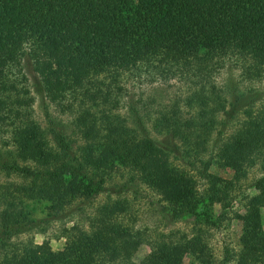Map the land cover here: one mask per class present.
<instances>
[{
	"label": "trees",
	"instance_id": "obj_1",
	"mask_svg": "<svg viewBox=\"0 0 264 264\" xmlns=\"http://www.w3.org/2000/svg\"><path fill=\"white\" fill-rule=\"evenodd\" d=\"M24 57L37 76V92L48 103L67 100L68 108L82 106L72 122L82 142L75 150L46 107L44 129L15 107L27 102L11 98L15 85L7 76ZM228 59L246 66L247 78H264V0H0V128L7 120L13 126L9 147L0 154V176L18 180L0 184V264H134L131 257L142 238L119 223V202L86 216L85 228H64L60 250L46 241L18 238L43 233L66 215L82 183L88 188L83 199L95 197L102 191V173L117 164L135 170L143 183L176 202L180 210H170L174 217L199 216L192 181L171 166L169 156L186 151L197 157L206 151L215 115L225 110L224 91L209 84L207 68ZM141 67L163 78L177 73L199 83L184 102L193 114L184 117L174 103L147 118L166 144L150 136L144 106L128 96L127 117L111 114L125 93L123 78H135ZM231 90L229 106L237 111L243 98ZM212 95L217 101L210 104ZM215 150L224 168H253L260 162L264 171V110L247 113ZM203 164L201 177L219 181L206 174L209 162ZM254 183L256 194L239 216L235 254L225 253L217 263L194 235L153 242L139 264H179L187 256L190 264H264V173ZM41 205L46 213L36 217Z\"/></svg>",
	"mask_w": 264,
	"mask_h": 264
},
{
	"label": "rangeland",
	"instance_id": "obj_2",
	"mask_svg": "<svg viewBox=\"0 0 264 264\" xmlns=\"http://www.w3.org/2000/svg\"><path fill=\"white\" fill-rule=\"evenodd\" d=\"M216 63L212 62L211 67L207 68L208 82L224 91L225 110L215 115V130L207 141L206 151L199 153L197 157L186 151V154L179 152L169 156L171 166L191 179L193 204L199 216L174 217L170 210L172 208L180 210L179 205L174 204L176 202L169 203L158 191L143 183L135 170L117 164L110 171L102 173V191L99 194L85 201L83 196H86L88 188L85 187V182L82 183L83 187L76 189L79 199L71 202L72 205L66 215L51 221L43 233L24 234L18 237L19 240L30 239L36 244L46 241L52 250H60L64 243L62 236L64 228L67 229L74 225L85 228L86 216H91L101 206L119 202L123 208L119 223L127 226L130 233H137L142 238L131 257L134 264H139L150 252V245L153 242H175L183 237L190 238L194 235L200 237L207 253L211 254L217 263L223 260L225 253L235 254L239 250V237L242 229L239 216L244 213L250 198L256 194L254 180L262 176L264 171L261 170L260 162L253 168H236L237 170L224 168L217 163L214 154L218 141L232 134L239 127L240 122L245 119L247 113L256 114L264 110V78H247L246 66L240 63L234 64L231 59L225 60L222 64L215 65ZM157 73L156 70H144L141 67L136 71L135 78L125 76L121 85L126 88L124 92L127 95L123 92L119 94L118 104L111 114L120 118L127 117L125 102L128 96L132 102L144 106L143 118L150 136L159 144H166L163 135L151 129L152 126L147 118L154 116L158 107L167 106L169 108L174 103H178L176 106L180 108L179 112L184 117L193 114L195 109L185 106L184 102H187L186 97L190 92L197 90L199 83L195 77L191 76L172 73L163 78ZM7 78L15 85V92L12 93L11 98L27 102L26 106L15 107L19 108L41 129L45 128L43 109L46 107L54 124L60 125L63 134L72 143V148L75 150L77 146L82 145L80 135L72 123L74 117L81 112L82 106L73 103L68 108L67 100L61 105L48 103L43 95L37 92L40 89L37 76L32 72L30 62L26 57L21 59L18 66L9 69ZM228 87L235 88L237 95H242L243 107L238 108L237 111H232L229 106V103H233V98L230 97L232 90L228 91ZM14 94L17 96L14 97ZM213 101H217L215 95H212V98L209 97V103L213 104ZM8 121H5L4 127L0 128V154H4L10 144L9 132L13 126ZM204 162H209L206 174L219 181L211 177H201L200 172H202ZM57 165L58 167L63 166L64 162L61 161ZM98 179L94 178L95 181ZM6 181L18 182L17 179H6L0 176V184ZM37 210L39 211L36 212V217L44 216L46 213V207L44 208L43 205ZM203 214L207 216L206 220ZM260 217L264 234V208L260 210ZM191 262L192 258L187 256L179 264H190Z\"/></svg>",
	"mask_w": 264,
	"mask_h": 264
}]
</instances>
